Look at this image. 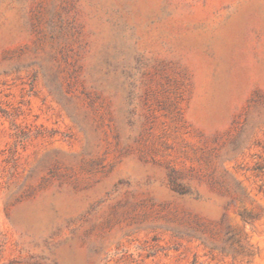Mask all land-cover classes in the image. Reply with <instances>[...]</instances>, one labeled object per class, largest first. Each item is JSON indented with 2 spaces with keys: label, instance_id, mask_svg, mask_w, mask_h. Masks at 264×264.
<instances>
[{
  "label": "rangeland",
  "instance_id": "374dc122",
  "mask_svg": "<svg viewBox=\"0 0 264 264\" xmlns=\"http://www.w3.org/2000/svg\"><path fill=\"white\" fill-rule=\"evenodd\" d=\"M0 264H264V0H0Z\"/></svg>",
  "mask_w": 264,
  "mask_h": 264
}]
</instances>
